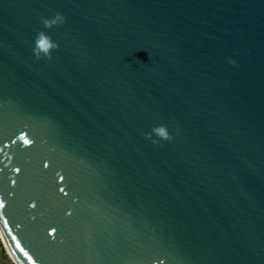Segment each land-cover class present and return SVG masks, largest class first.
Returning a JSON list of instances; mask_svg holds the SVG:
<instances>
[{
	"label": "water",
	"instance_id": "95a60500",
	"mask_svg": "<svg viewBox=\"0 0 264 264\" xmlns=\"http://www.w3.org/2000/svg\"><path fill=\"white\" fill-rule=\"evenodd\" d=\"M0 228L19 264H264V0H0Z\"/></svg>",
	"mask_w": 264,
	"mask_h": 264
},
{
	"label": "rangeland",
	"instance_id": "374dc122",
	"mask_svg": "<svg viewBox=\"0 0 264 264\" xmlns=\"http://www.w3.org/2000/svg\"><path fill=\"white\" fill-rule=\"evenodd\" d=\"M0 264H17L10 256L1 236H0Z\"/></svg>",
	"mask_w": 264,
	"mask_h": 264
},
{
	"label": "bare ground",
	"instance_id": "6f19581e",
	"mask_svg": "<svg viewBox=\"0 0 264 264\" xmlns=\"http://www.w3.org/2000/svg\"><path fill=\"white\" fill-rule=\"evenodd\" d=\"M0 236H1V238H2V240H3V242H4L5 246H6V248L8 250L10 256L16 261L17 264H19L17 262L16 258L14 257V255L11 253V250H10L9 246L7 245V242L5 240V237H4V234H3L2 230H1V228H0Z\"/></svg>",
	"mask_w": 264,
	"mask_h": 264
},
{
	"label": "clouds",
	"instance_id": "9594fccd",
	"mask_svg": "<svg viewBox=\"0 0 264 264\" xmlns=\"http://www.w3.org/2000/svg\"><path fill=\"white\" fill-rule=\"evenodd\" d=\"M160 131H161V134H162V135H165V136L167 135V133L164 132L162 129H161Z\"/></svg>",
	"mask_w": 264,
	"mask_h": 264
}]
</instances>
